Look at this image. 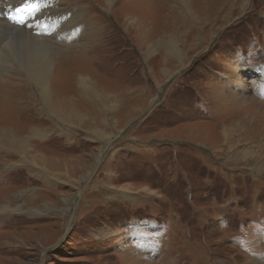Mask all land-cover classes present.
I'll list each match as a JSON object with an SVG mask.
<instances>
[{
	"label": "rangeland",
	"instance_id": "1",
	"mask_svg": "<svg viewBox=\"0 0 264 264\" xmlns=\"http://www.w3.org/2000/svg\"><path fill=\"white\" fill-rule=\"evenodd\" d=\"M63 1L59 8L84 10L95 33L51 47L54 93L93 110L80 88V78H90L125 105L108 112L107 139L92 126L70 128L67 138L23 78L2 72L0 128L51 158H70L77 171L71 181L41 175L0 152V206L20 210L0 213V264H264V172L251 168L264 165V97L256 94L264 0L210 1L202 14L210 22L182 24L181 58L162 36L181 14L176 0ZM17 9L4 16L21 30L32 13ZM26 16V24H13ZM130 17L150 23V54ZM45 18L38 37L60 34L65 22L53 30ZM240 119L238 134L221 135L223 124ZM37 130L55 133L37 140ZM239 152L246 160H230Z\"/></svg>",
	"mask_w": 264,
	"mask_h": 264
},
{
	"label": "bare ground",
	"instance_id": "2",
	"mask_svg": "<svg viewBox=\"0 0 264 264\" xmlns=\"http://www.w3.org/2000/svg\"><path fill=\"white\" fill-rule=\"evenodd\" d=\"M62 1L63 0H0V75L2 74V72L8 73L10 69L18 73V77L23 78L27 85L31 87V90H33L37 94L38 99L42 105L41 107L45 105L46 107L48 106L50 110H52L53 117L58 120V122L63 124L64 129L60 130L63 134L62 136H66L68 138V136H70L71 134L70 128H82L92 126V128H89V132L91 134H99L98 137H100L101 139H107L108 137L104 134L102 126L108 124V112L114 114L115 111L120 112V110L122 109L124 102L120 101L121 99L118 97V95L115 94L112 97L108 96L106 93H103L96 89L95 86L93 87V84L90 82V78H80V88L83 92L82 96L84 98H90L93 104V107L91 108H94L93 110H90L86 107H83L82 110H80L79 108L77 109V106H75L74 103L70 104L71 99H68L69 97L59 98L60 96L58 97L52 89L57 62L54 57V50L51 49V47H53L54 45H58L63 41L71 42L75 40L78 41L79 39L81 41V39H84V37L90 40L93 34L95 33L94 27L91 28L92 21L89 20L88 22L85 19L86 17L84 10H81L80 7H69V9H64L65 7L63 9L59 8V5ZM114 1L115 0H104V3L106 4V6L111 7ZM199 1H197V3L194 0H176L178 5L180 6L179 8L181 9V14H178L179 17L172 21L171 26L169 25L170 27L165 28L164 33L162 35L163 38H166V41L163 42V46H165L166 50H168L169 52H174V55L178 56L179 58H181L180 56H182V49L185 48V45L188 44H186V40H183V35H181L182 33L180 28L182 24L188 23L185 26H187L186 28H189L192 24L201 25L203 22H210L209 18L203 17L202 14L207 13L203 7L206 5L209 6L211 3L210 1L212 0ZM235 1L236 0H227L229 4H233L235 3ZM29 4H35V7H27V5ZM200 4L202 8L200 7L201 10L199 11ZM40 6L45 7V10H43V12H41ZM17 7H20V9H25L26 12L32 13V17L29 20L30 23L24 25L21 28L22 31L18 27L14 25L12 26L9 22H7L4 16L5 12H10L12 11V9H16ZM209 8H211V6H209ZM105 10H107V8ZM40 15H43V18L46 17L44 19L45 22L50 21L52 24L57 25V27L53 30L58 29L59 25L65 22L59 32L60 34L50 33L51 36L43 35L39 38L38 31H42L43 27V24L38 21ZM205 16H207V14H205ZM144 20L145 19L143 17H130L126 19V22H128L129 26L134 24L138 25V30L141 32L142 39L146 38L147 40V33L150 31V23L147 20ZM13 33H15L16 35L14 36L13 40H11L8 35H13ZM1 45H4L5 47L1 49ZM144 47L147 49L145 55L150 54V49L152 46L149 43V40L145 42ZM263 70H261V73L263 74L261 85L258 84V89L260 90L258 92L256 91V94L261 95L262 97L264 96ZM171 74H173V72H170L169 76ZM67 93L68 92H66V94ZM23 94L25 95V93ZM239 96L241 97V95ZM17 102L19 103V100ZM109 103L115 105L108 106ZM241 124V119L235 121L231 120L223 124L221 126V135H223V137H233L234 134H238ZM191 129L192 127H190L186 133H190ZM54 133L55 130H37L36 137L37 140H48L51 136L54 135ZM1 151L6 152L8 155H13V157L16 156L17 158H20L21 163H17L20 166L25 165L28 162V165H30L33 169H35V167L41 168V175L47 173L51 174L53 177L57 176L59 179L66 178L71 181L73 179L72 175L75 174L77 171L75 163L71 161L70 158H51L42 152L44 150L39 151V149H36L35 147L33 148L29 140L22 138L20 135L15 134V132L11 131V129L0 128V152ZM246 158V154L244 155L239 152L235 154L230 160L237 159V161H244L246 160ZM27 159L31 160V162L27 161ZM81 164L83 166V163ZM82 166L78 167V169L82 170ZM251 168L254 170V172H264V165L259 162H256L255 165ZM252 169L251 171H253ZM5 173H8V171ZM127 190L131 191L129 190V188H127ZM10 205L12 204L8 202L5 205H1L0 213L8 214L17 213L18 211L20 212L19 208L16 210ZM259 257L261 256H256V258Z\"/></svg>",
	"mask_w": 264,
	"mask_h": 264
},
{
	"label": "snow or ice",
	"instance_id": "3",
	"mask_svg": "<svg viewBox=\"0 0 264 264\" xmlns=\"http://www.w3.org/2000/svg\"><path fill=\"white\" fill-rule=\"evenodd\" d=\"M27 7H35V4H29V5H27ZM21 10H23V9H17V11H21Z\"/></svg>",
	"mask_w": 264,
	"mask_h": 264
}]
</instances>
